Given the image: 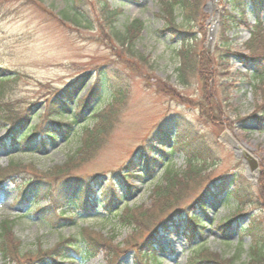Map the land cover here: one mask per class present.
<instances>
[{
  "label": "rangeland",
  "instance_id": "374dc122",
  "mask_svg": "<svg viewBox=\"0 0 264 264\" xmlns=\"http://www.w3.org/2000/svg\"><path fill=\"white\" fill-rule=\"evenodd\" d=\"M211 1L214 0H199L198 13L191 27L181 26L178 11L173 13L174 24L187 32L183 37L190 40L188 49L195 60L194 72L189 71V67L182 70L186 77L183 85L177 74V68L182 65L177 53L183 44L168 26L170 23L163 11L167 0H0V69L12 76L10 85L5 86L6 98L1 103L3 116L19 114L21 117L30 109L25 122L27 126L36 125L43 116L45 102L56 91L80 83L74 91L78 106L87 100L93 86H101L100 100L86 105L82 115L79 112L82 109L74 107V102L70 104L75 116L82 118L69 138L59 136L36 154L0 149L1 168L10 160L26 167L31 165L38 171L62 166L76 154L80 139L85 136L81 128L95 125L94 110L110 111L111 104L114 110L110 117L112 127L73 173L86 179L98 176L100 189L112 180L121 192L112 173H124L129 159L136 156L134 177L128 180L132 188L125 197L124 206L126 203L130 209L141 206L154 211L151 193L153 186L162 180L163 165L154 169L150 178L141 179V174L151 167L155 158H162L163 163L169 160L158 150L161 142L156 140V134L168 140L163 151L171 147L170 140L176 135L194 136L209 147L207 155L214 161L213 166L201 173L203 179L190 181L183 199L170 210L171 215L174 214L172 220L176 221L170 222L171 225L165 227L167 230L159 227L155 233L153 225L149 231L122 227L114 216L104 215L101 208L96 213L90 210L83 214L79 211L80 201L55 210V216L61 209L65 211L63 225L53 223L49 215L35 214L33 209L27 218H20L17 215L27 212L28 208L13 206L16 192L7 184L0 188V222H13L11 233L18 246V255L5 262L0 256V264H81L66 257L55 261L46 258L29 261L34 253L48 252L60 240L76 237L81 227L99 234L109 244L110 236L113 237L111 246H101L94 257L83 264H139L135 259L138 250L152 251L153 258H157V262L148 259V264H187L192 253L200 248L221 258H232L237 264L248 261V235L232 233L223 237L216 230L217 223L234 211L232 199L219 203L214 197L205 195L202 226L198 234L188 238L190 231L193 233L188 214L199 206V196L225 175L236 174L248 182L256 199L264 203V122L259 129L257 122L249 118L254 113L264 114V83H256L253 73L261 68L248 58L259 57L264 66V34L254 42L250 30H231L227 43H220L219 29L230 5L226 0ZM72 7L82 16L77 24L72 22V14L68 11ZM108 12L115 16L111 26L104 18ZM216 16L217 26L214 27ZM135 20L142 24L134 40V51L143 58L139 60L127 55L111 31L115 28L124 33ZM253 22L250 16V25ZM118 99L120 101L115 102ZM21 121L23 118L18 120ZM47 122L43 120V124ZM226 133L255 159L257 169L249 172L252 175L248 174L242 159L235 156ZM5 137L4 126L0 125V140ZM150 147L151 151L144 152ZM171 158L167 167L183 172L186 168L184 155L176 151ZM47 205V201L39 204L40 207ZM255 211L244 206L239 222L248 224ZM145 239L147 241L143 242Z\"/></svg>",
  "mask_w": 264,
  "mask_h": 264
},
{
  "label": "trees",
  "instance_id": "16d2710c",
  "mask_svg": "<svg viewBox=\"0 0 264 264\" xmlns=\"http://www.w3.org/2000/svg\"><path fill=\"white\" fill-rule=\"evenodd\" d=\"M198 3L199 0H167L163 7L164 14L170 23L168 26L171 27L174 37L179 39L181 41L180 43L183 44L180 48L181 50L179 49L180 51L178 50L177 53L178 57L182 60V65L177 68V74L179 81L183 85L186 77L184 75L185 72L182 70L185 67H189L188 70L194 72L195 60L188 49V46L191 45L190 40L183 37V34L187 32L179 28L177 24H174L175 18H173V13L175 10L178 11V15L182 20L181 26L191 27L198 13ZM226 3L230 5V10L224 13L218 33V41L222 44H226L229 31L248 29L251 31V41L258 42L264 34V0H226ZM248 8H250L249 12ZM68 11L72 14L71 20L74 24L81 21L82 16L75 8L73 9L72 7L68 9ZM248 14L255 19V24L253 26L248 22ZM114 17V13L112 12H108L104 16L106 21L110 23V26L113 24ZM66 18L69 19L68 17ZM141 28L142 24L138 20L130 23L125 28L124 33H120L116 31L115 28H111L112 34L115 36L118 44L124 48L127 55L132 57L135 56L138 60L141 57L134 51V40ZM251 47H253V44H251L249 48L251 49ZM225 57H228V55ZM248 58L252 60V63H256L257 68L259 66L263 71L261 72L260 69H256L253 73L256 83H264V66L261 58L259 59V57L254 55ZM2 72L3 70L0 69V125L4 126L6 137L0 140V149L9 148L10 150H19V152L24 151L25 153L36 154L39 153L40 150L44 151L50 144H53L59 136L63 139L69 138L74 126L78 123L79 119L82 118L76 117L75 113L72 112L77 101V98L74 96V91L76 86L80 83H73L65 89L58 92L56 91L51 99L45 102L44 112L41 113L43 116L38 120V123L36 125L30 124L27 126L25 120L28 118V111L30 109L25 110L23 113L24 115L21 117L19 114L3 116L4 111L1 103L6 98L7 91L5 90V86L10 85L12 76H3ZM99 90H101L99 84L93 86L87 100L85 102L81 101V103L76 106L77 109H82L79 110V112L81 111L80 115H82L86 105L93 104L96 100H100ZM119 101V99L115 100V102ZM73 102L75 103L74 107L70 106ZM110 108V111L102 113L98 111V109L94 110L92 116L97 117L95 125L92 127L83 126L81 128L85 136L83 139H80V146L74 157H69L62 166L54 167L46 171H38L36 167H32L31 165L28 166L30 168L28 169V167L22 163L10 160L6 167H0V188L5 187L7 185L6 183L11 184L16 192L13 197V206L28 208L27 212L18 214V217L27 218L29 215L28 213L33 209L35 214L42 213L44 215L46 214V216L49 215L53 223L59 222L60 225H63V215L65 211L61 209L58 216H55V210L80 201L82 208H79V211L83 214H87L90 210L96 213L98 209L101 208L104 215H109L107 217L110 218L114 216L115 221L122 227L133 229L142 228L143 230L149 231L153 225V232L155 233L157 228L163 227L164 230H167L165 227L176 221L175 219L172 220L174 214L171 215L170 210L183 199L184 193L188 190L190 181L195 178H202L201 173L203 174V172L207 171L210 166L214 164V161L211 160V158L209 159L207 155V153H209V147L194 136L189 137L187 135L188 137H182L176 135L172 138L170 141H173V145L169 149L170 153H167L165 156L172 155L174 151L181 152L185 159V170L181 172L167 167L171 164L172 160H168L165 163L161 160H155L152 167L148 168L143 176H141V179L144 177L150 178L154 175V169L163 165L162 171L164 172L162 174V180L153 186L151 193L154 211L145 209L141 206L130 209L126 206V203L124 206V201L126 199L125 197L130 193L129 189L132 188L128 180L130 177H134L132 174L135 173L137 167L134 164L137 162L136 156L131 157L127 162L128 166L125 168V174L122 172L112 173L113 177L117 178L118 184L122 188L121 192L118 191V188L115 187L112 180H108L106 185L100 189L98 176L95 175L86 179L75 176L73 173L74 170L83 165L87 159V155L112 127V120L110 119L114 113L112 104L109 109ZM18 117H20L19 119L23 118V121L18 122ZM249 118L254 119L260 129L264 122V114L254 113ZM44 119L48 121L45 124H43ZM155 137L156 140L161 142V146L159 147V151L161 152L168 140L162 138L160 134H156ZM163 137L166 136L164 135ZM151 149L152 147L145 148L144 152L145 150L149 152ZM136 176L140 178V175ZM218 182V184H213L211 186L212 188H207V190L199 196L197 199V204H199V206L194 208V212H192L191 215L188 214V220L193 226V233L190 231L188 238H192L195 234H198V229L202 226L201 218L204 215L203 212H205L202 198L205 195L214 197L219 203L232 199L234 201V211L227 218L217 223L216 230L223 237H229L232 233H239L240 236H242V234L248 235L250 238V247L248 250L249 258L247 262L241 264H262L264 262V203L262 204L256 199V195H254L255 192L252 190L251 185L248 182H244L236 174L225 175V178L218 180ZM126 189L128 191H126ZM98 198L101 200L98 201ZM45 201L48 202V205L46 207H40L39 204ZM94 204L97 206L96 209H94ZM120 204H122L121 207ZM247 205L254 208L256 211L254 215H250L248 224L244 225L239 222V218L243 215L241 213L243 207ZM66 219L70 220L71 218ZM12 226L13 222H0V256L4 262L8 260L11 261L12 258H16L18 255L16 251L18 246L14 243V239L12 238ZM200 233L199 231V234ZM110 240L112 244V236H110ZM145 241H147V239L143 242ZM111 244L106 243L105 239H101L99 234H92V232L86 228L81 227L76 237L71 236L60 240L58 244L48 252H42L40 254L34 253L29 261H31V259L40 261L43 258L55 261L57 258L66 257L70 261L83 264L88 259L94 257L95 251L98 248L106 245L111 246ZM137 245H140V243ZM135 254L137 256L135 259L139 264H148L149 260H151V262H157V258L155 259L152 256V251L142 252L138 250ZM187 264L237 263L232 258H221L215 253L208 252L206 248H200L192 253Z\"/></svg>",
  "mask_w": 264,
  "mask_h": 264
},
{
  "label": "water",
  "instance_id": "95a60500",
  "mask_svg": "<svg viewBox=\"0 0 264 264\" xmlns=\"http://www.w3.org/2000/svg\"><path fill=\"white\" fill-rule=\"evenodd\" d=\"M214 25L217 26V17L215 19ZM216 26H214V27H216ZM209 40L213 41L212 38H210ZM230 144H231V148H232L233 152L235 153V156L237 158L242 159V162L245 164V166L248 170V174L252 175L253 173L250 174L249 172L256 171V169H257V164H256L255 159L246 150L241 148L240 145L236 144L235 142H233L231 140H230Z\"/></svg>",
  "mask_w": 264,
  "mask_h": 264
},
{
  "label": "bare ground",
  "instance_id": "6f19581e",
  "mask_svg": "<svg viewBox=\"0 0 264 264\" xmlns=\"http://www.w3.org/2000/svg\"><path fill=\"white\" fill-rule=\"evenodd\" d=\"M241 146V145H240ZM241 148H243L242 146H241ZM244 149V148H243ZM248 152V151H247ZM249 153V152H248Z\"/></svg>",
  "mask_w": 264,
  "mask_h": 264
}]
</instances>
